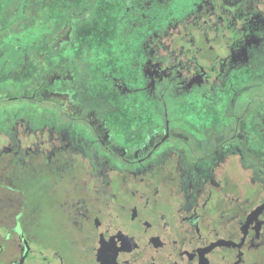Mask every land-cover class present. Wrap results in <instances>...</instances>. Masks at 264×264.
<instances>
[{
  "label": "flooded vegetation",
  "instance_id": "obj_1",
  "mask_svg": "<svg viewBox=\"0 0 264 264\" xmlns=\"http://www.w3.org/2000/svg\"><path fill=\"white\" fill-rule=\"evenodd\" d=\"M70 1L51 8L53 53L30 60L28 81L53 70L41 123L51 131L0 124V264H264V0H103L135 80L99 75L116 106L133 97L110 122L115 106L66 92L81 74L60 47L90 48L70 42L95 0L78 17ZM27 59L0 42V100L6 68L27 71ZM185 95L208 101L218 123L181 117ZM134 110L136 124H122Z\"/></svg>",
  "mask_w": 264,
  "mask_h": 264
},
{
  "label": "rangeland",
  "instance_id": "obj_2",
  "mask_svg": "<svg viewBox=\"0 0 264 264\" xmlns=\"http://www.w3.org/2000/svg\"><path fill=\"white\" fill-rule=\"evenodd\" d=\"M58 0H6V37L1 36L0 42L6 40V53L7 46L17 44L24 50L27 54V71H20L21 69H11L6 68V80L1 83V86L6 84V98L0 100V124L6 128V133L11 130L16 133L17 130L30 135L32 138L36 136L37 131L48 130L51 131V126L46 124H41L42 122H47L44 120L45 116L43 113H47V109L50 110L53 107V97H55L52 92H50V84L53 81L52 69L48 68V73L44 78L40 76L31 77L36 70V64L30 62L32 58L40 52L43 56L48 53H53V45L58 41L53 42V35L50 31L46 30V27L50 28L56 27V23L51 22L52 17L56 16L54 10L51 8L56 4ZM60 1V0H59ZM80 3L82 0H72L70 5H72V13H76L75 16H79L77 13L81 10ZM41 4L42 7H38ZM65 5V3H63ZM69 5V4H68ZM69 5V6H70ZM67 6V4H66ZM90 12L86 16V20L82 17L75 19V32L72 36L71 45L75 46L80 43H85L90 45L87 50H80L78 48H71L65 50L66 48H61V53L65 52L66 55L74 54V59L72 60V65H74L77 73L81 74V78L76 82V88L73 90L66 91L67 94L76 100L79 97L80 100L83 98L87 99L84 104L86 108H106L108 106H115L118 110L111 112V115L107 116L108 122L115 120V116L118 118H124L127 115L128 105L133 101L132 95L124 97L119 105L116 106L117 100L107 92L105 95L104 89L107 91L109 89L108 81L106 83L107 87L98 84V77L101 74H105L106 78L112 79L113 77H119L125 79V83L129 86L133 85L135 80L133 79V74L129 66L131 62L130 54L121 47H117L116 43L119 40L117 37L118 31L113 28L115 19L108 13L109 4L105 3L103 0H95L90 7ZM54 12V13H53ZM60 20L64 21V27L69 29V23L72 17L64 16ZM85 20V22H83ZM117 31V33H116ZM58 39V37H56ZM123 44L127 43L128 36H123L120 40ZM39 48H37L36 47ZM89 47V46H88ZM22 54H20L21 56ZM9 58L6 54V61ZM17 64H20L19 60ZM85 66H89L88 72H85ZM86 73V76L83 75ZM63 74H68L67 70H63ZM71 74V73H70ZM37 75V74H36ZM85 78H83V77ZM70 91V92H69ZM99 91V95L102 96L103 101L107 103L102 105L97 101L95 93ZM51 93V95H50ZM53 96V97H52ZM85 96V97H84ZM185 99L182 103L177 104L178 109H181L180 113L184 119H187L192 124H200L202 122H215L214 119L217 117L214 115L208 101L192 97V95L183 96ZM34 98V99H33ZM90 98V99H89ZM43 103L41 105L40 103ZM46 104V105H45ZM138 106L135 105V108ZM147 109H151V105L146 106ZM214 107V106H213ZM6 108V123L4 119L3 109ZM186 109H190L186 112ZM16 111V113H14ZM134 117L130 121H124L121 119L122 124L131 126L136 124L133 118H139L138 112L134 110L132 112ZM155 115H153L154 117ZM179 117V116H178ZM157 123V121H155ZM50 124V122H47ZM125 125V126H126ZM124 128V125H121ZM12 134V133H10Z\"/></svg>",
  "mask_w": 264,
  "mask_h": 264
}]
</instances>
